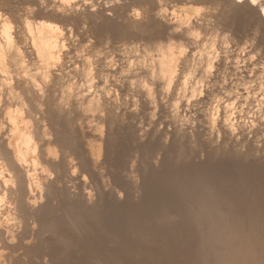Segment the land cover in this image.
Returning <instances> with one entry per match:
<instances>
[{"label": "bare ground", "instance_id": "6f19581e", "mask_svg": "<svg viewBox=\"0 0 264 264\" xmlns=\"http://www.w3.org/2000/svg\"><path fill=\"white\" fill-rule=\"evenodd\" d=\"M14 1L17 0H0V4L8 13H16L15 3L19 2ZM174 1L177 5L201 7L195 9L192 17L164 9L161 0L124 3L119 0H27L26 7L19 8L22 13L18 10L15 26L1 16L4 23L0 26V264H67L69 251L72 249L73 253L72 246L78 243L74 233H81L86 226L85 230L89 229L88 224L99 221L105 216L104 210L112 206L124 208L137 202L142 187L148 184L145 177L166 166L164 159L170 157L173 149L185 147V142L191 143L195 145L196 159H202L213 145L219 147L220 143L221 147H227L216 140L220 135L229 136L232 142H236L237 135L242 138L246 135V124L245 128L239 126L238 131L233 124H224L220 113L227 115L234 107L242 109L248 103L249 90L260 97L264 92V58L262 54L252 57L255 49L261 50L259 41L256 38L257 44L245 48L234 42L236 37L243 39L247 35L263 39L264 35L261 38L259 35L260 29H264V0ZM7 11L4 12L7 14ZM43 18L50 22H41ZM219 31L227 32L229 37L223 36L215 43ZM200 32L210 40L200 38ZM233 48L241 50V56ZM139 49L143 55L137 56ZM168 102L175 105L171 119L168 114V119L164 116ZM260 104L263 105L261 102L254 105L260 107ZM251 106L247 105L246 109ZM243 110L239 111H242L240 116ZM199 142L201 145H197ZM262 153L263 157L260 152L256 154L264 159ZM187 173L184 174H191ZM189 184L186 185L190 187ZM195 187V191L200 189ZM184 195L180 194L183 198ZM225 221L229 227L230 220ZM95 228L91 226L92 231ZM102 228L107 235L113 232L106 233L110 228ZM238 234H228L223 238L225 243L218 241L223 249L219 253L222 264H228L224 256L227 259L234 251V255L243 257L241 264H252L255 254L262 253L263 241L259 237L258 242H245L228 249V240H238Z\"/></svg>", "mask_w": 264, "mask_h": 264}, {"label": "rangeland", "instance_id": "374dc122", "mask_svg": "<svg viewBox=\"0 0 264 264\" xmlns=\"http://www.w3.org/2000/svg\"><path fill=\"white\" fill-rule=\"evenodd\" d=\"M26 1L27 0L14 1V2H19V3H15L16 13L9 12L11 16L9 15L6 7H3V5L0 4V7L2 6L0 8V10H1L0 11V14H1L0 18H2L1 16H3V18L5 17V19L2 18V20H4V21L5 20L7 21V19H9L7 22H9L10 24L15 26V24L18 23L17 17H18V15L21 12L20 10H22V9H24L26 7L25 6V2ZM119 1L122 2V3L128 2V0H119ZM21 2H23V3H21ZM161 3H162V6L164 7V9L174 10L178 15H182V16L184 15V13H187V14L191 15L192 17L193 16L195 17V14H196L195 13L196 12L195 9L201 7V6H198V5H197L198 6L197 7L194 4H189V5L179 4V5H177L174 0H161ZM19 8H20V10H19ZM4 11L5 12L7 11V14ZM43 19H41L42 20L41 22H50V20H47V19L43 20ZM2 20L0 19V21H1L0 26H1V24L4 23V21H2ZM13 20H15V21H13ZM260 32H261V34L259 36L261 38V36L264 35V29H260ZM202 33H204V32H200V38H203V39H208L209 38V40H210V37H208V36L205 37L204 34H202ZM217 33H218L219 36L216 37V38L214 37L215 38V43L218 42V40L220 38H223V36H224V38H227V39L229 37V34L227 32H225V31H219ZM248 34H250V33H248ZM198 35H199V33H198ZM254 37H252L250 35L249 36L247 35V37L246 38L244 37L243 39H241V38L237 39V37H236L235 40H238L239 42L235 41V40H234V42L240 43V45H241L240 48H245V47L250 46L251 44H257L256 42L259 41L257 45H258L259 49H261V50L258 51V48L256 46L257 49H255L253 53L257 54V52H258V54L257 55L256 54L255 55L252 54V57L254 56L255 58H257L258 56H260V54H262L261 56L264 58V53L262 52V51H264V44L261 45V43H264V42L261 41V40H264V36L262 37L263 39H259V37H255V38ZM247 38H249V39H247ZM256 38H257V41L254 40ZM213 43H214V41H213ZM259 44H260L261 47L259 46ZM231 45H233V44L230 43V46ZM233 49H235L236 53L239 54V56H241V50L236 49V48H233ZM237 54H235V55H237ZM136 55L139 56V55H143V54L141 53V50H140V51L136 52ZM262 63H264V61H262ZM239 66H242V64L240 63ZM248 93H251V94L248 95L249 98L246 96L248 98V99L246 98V101L248 102L247 105L251 106V105L256 104L258 106L260 102L263 103V105L260 104L261 105L260 107H257L256 105H254V106L248 107V109H246L247 105L243 104L242 105L243 106L242 109H241V107H236V108L234 107V109L232 108L230 113L227 114V115L223 114V112L220 113L222 115V118H221L222 120L221 121L224 124L225 123L233 124V127L235 129L238 128V131H239L241 126L244 127V125L246 124L245 125V126H247L246 127V129H247L246 130V135H244L243 138H242L241 135L240 136L237 135L235 137V141L236 142H232V140L227 138L229 136L226 137V136L220 135L218 138H216V140L224 142L225 143L224 146H227V147H225V148L221 147L223 145L220 146V143L218 144L219 147H214V145H213L212 147H210L208 149L207 152H205V154H203V158L202 159H196L195 151H194L195 145L193 146V144H191V143H190L191 145L190 144L186 145L188 143L187 142H185V143L183 142L185 144V147H183V148H185V150H183L182 147L173 149L175 152L172 150V152L170 153L171 155L170 154L168 155L170 157H166L164 159L163 163L166 166H163L164 164L162 163L161 166H163V168L160 166L161 168H159L158 171L155 170L156 172L153 171L151 174L148 173V176L149 177L151 176L150 178L149 177H145L146 184L147 183L148 184L146 185L145 181H144L143 185H146V186H143L142 189H141L140 199H138L137 202L133 203L134 205L130 204V205H126V206L124 205L123 206L124 208L127 207V208H125L127 211L124 208H122V206H121V208H120V206L119 207L118 206H112V207L109 208L110 211H108L109 209H106L108 211L107 212L108 214H106V210H104L105 213H103V215L105 214V216L108 215L106 217H108L109 219L105 218V216H103L104 218L102 216H101V218L98 217V218H100L99 221L100 220L103 221V222L101 221L103 225H101V222L100 223H96L98 221L96 219V220H93V221H95V223L94 222L91 223L89 221L90 222V225L88 224V228L89 229L85 230L87 228V226H86V228H84V230H82V231L80 230L81 233H79V232H77V234H76V232L74 233L76 241H78V243H76L78 245V247H74L76 244L74 246H72L74 250H73V253L70 252L72 249L69 251L70 254H69V258H68V263L67 264H74V263L75 264H83V263L84 264H109V263L110 264H219V263H221L222 264V259L220 258L219 253L221 251H223V249H222V246L220 245V242L223 241L224 237L226 239L227 235L230 234V233H239L238 236H240V237H238V240H234V241H229L228 240V246H229L228 249L235 248L236 246H241L245 242H251V241L258 242L259 238H260V242L263 241V242H261V244L263 246V250H262L261 254H258V255L255 254V256L253 257V260H254L253 263L254 264H264V259H263L264 258V179H263L264 178V174H262V173H264V159L261 158V157H263V153L262 152H264V113H263L264 110H262V109H264L263 108L264 107V97H263L264 96V92L260 93L262 98L255 91L249 90ZM252 94H253V96H252ZM254 95H257V96H255V98H254ZM250 96H251L252 100L250 99ZM256 97H257V99H256ZM253 99L257 100V102L255 101V103H254ZM261 99L263 100V102H262ZM248 100H250L252 102L251 105H250V101H248ZM168 103H169V105H168ZM168 103L166 104L168 106V108H166L167 106H165V109H164L165 110V115L164 116H166L165 118L168 119V117H167V114H168L169 119H171L172 115L174 114V113H172V111H173L175 105L172 102H171L172 105H170V102H168ZM238 108H240V110L244 109V110H248V111L246 113L243 110V115L240 116V114H242V111L239 112L240 110L238 111L237 110ZM249 108L250 109L252 108L251 109L252 111L249 110ZM256 110L260 111V113L257 112ZM166 111H167V113H166ZM168 111H170V113ZM249 111H251V112H253V111L255 112L256 111L257 113L256 112L255 113H256L257 117H256L254 112L250 113ZM233 112H235L234 114H236V116L233 114ZM244 112H245V114H244ZM237 113L242 118H239ZM246 114H247V117H246ZM254 119L256 120V123H255ZM257 119H259V120H257ZM225 139H228L230 141L229 142H228V140L225 141ZM197 145H201V143L197 144ZM218 145L216 144V146H218ZM228 145L231 148L230 147L228 148ZM234 145L235 146L237 145L236 149H233ZM186 147H187V149H186ZM217 148L218 149L220 148V149L218 150ZM237 148H238L239 151H242L243 153H240L239 151L237 152ZM254 148H255V150L253 151ZM215 149H217L218 151L215 150ZM256 150H257V152H255ZM246 151L248 153H246ZM249 151H250V153H249ZM184 152H185V154H184ZM193 152H194V154H193ZM259 152H260V154H259ZM181 153H183V155L184 156L186 155V156L183 157V155ZM237 153H239V154H237ZM256 153H258L261 157L258 156ZM240 154H242V155H240ZM173 155H174V157H173ZM193 156H195V157H193ZM204 156L206 157V159H205ZM189 157H191V158H189ZM217 159H218V161H217ZM226 159H228V160H226ZM166 160H168V161H166ZM179 163H181V164H179ZM167 164H168V166H167ZM178 164L180 166L182 165L183 170H182L181 167L178 166ZM177 166L179 168H181L182 171ZM184 166H185V168H187V167L188 168L185 169ZM194 166H196V168ZM227 167H228V169H227ZM164 168H166V170ZM171 168H172V170H171ZM214 169H216V170H214ZM175 170H180V171L178 173ZM226 170H227V172H226ZM161 172H163V173L161 174ZM187 172H190L191 174L185 175ZM201 172H203V173H201ZM174 173H176V174H174ZM198 173H199V176H198ZM180 174H183V176L182 175L180 176ZM258 174H260V175H258ZM165 175H166V177L167 176L168 177L166 178ZM171 175H173V176H171ZM200 175L202 176V178H201ZM188 176L190 178H188ZM186 178H188V179H186ZM173 180H174V182H173ZM149 181H150V183H149ZM191 181H194V182L192 183ZM154 182H157V183L155 184ZM185 182H187L186 184H188L190 182L189 185H191V186L188 187L185 184ZM172 184H174V185H172ZM181 184L184 187L187 186L186 187L187 189H185V188L182 189L184 193L180 192L181 188L183 187ZM194 184H196V185H194ZM221 184H223V186ZM168 185H171V186H168ZM150 186H152V187H150ZM192 186H194V187L197 186L200 189H196V191H195L196 187L194 188ZM164 187H165V189H164ZM177 187L180 190H178ZM146 188H148V189L146 190ZM171 188H173V189H171ZM219 189H220V191H219ZM222 189L224 190L223 192H222ZM143 190H144V192H143ZM198 190H199V193L202 194V195H199ZM226 191H227V193H226ZM187 192H190L192 194H189ZM197 193H198V195H197ZM210 193H211V195H210ZM223 193H224L225 197H224ZM180 194L182 196L185 194L184 198L182 196H180ZM194 194L196 195V197H195ZM229 194H230V196H228ZM157 195H158V197H157ZM191 195H193L194 197L191 196ZM142 196H143V198H142ZM164 197H165V199H164ZM187 198H191V200L187 199ZM195 198L198 199V200H196ZM208 199L209 200L211 199V200L209 201ZM174 201L175 202L177 201L178 203L177 202L175 203ZM147 202L149 204L150 203L151 204L149 205ZM234 202L237 203V205ZM183 203H184V205H183ZM195 203H197L198 205L195 204ZM232 203L234 205H232ZM138 204L140 205V207H139ZM190 204L191 205L194 204V205H192L194 207L197 205L198 206V207L196 206L197 210H195L196 208L192 207ZM220 205H221V207H220ZM134 206H135V208H134ZM172 206H174V207H172ZM130 207L133 209L132 211L129 210V209H131ZM215 207H216L217 210L215 209ZM136 208H137V210H136ZM111 209H113L114 211L111 210ZM115 209H116V211H115ZM163 210H164V212H163ZM181 210H183V211H181ZM193 210H195V211H193ZM220 210L224 211V212H227V211L228 212L226 213V215H224V212L222 214ZM145 211H146V213H144ZM147 211H149V212L151 211V212L149 213ZM116 212H118L117 213L118 217L116 215ZM130 212H133V213H130ZM136 212H137V215H136ZM119 213H120V215H119ZM121 213H123V214H121ZM139 213H140V215H139ZM201 213H202V215H201ZM207 213H209L210 219L208 218L209 215ZM127 214H130L132 216V218H131L130 215H127ZM133 214H135L136 216L133 215ZM174 214H177L179 216H177V215L174 216ZM183 214H185V215H183ZM123 215L124 216L126 215L125 216L126 219L124 218ZM144 215H147V216L144 217ZM198 215L201 216L202 220H201L200 217H198ZM137 216H139L140 218L137 217ZM184 216H185V218H184ZM115 217H117V218H115ZM141 217H142V219H141ZM143 217H144V219H143ZM130 218L131 219L135 218V219L131 220ZM204 218H205L206 221H203ZM189 219H190V221H189ZM192 219L194 221L196 219L197 220L194 222ZM198 219H200L201 221L197 222ZM228 219L230 220L229 223L231 224V225H229V227L227 226V223L225 224V222H226L225 220H228ZM121 220H122V222H121ZM130 220H131L132 225H130L131 224ZM163 220L165 222H163ZM140 221H141V223H140ZM127 222H129V223H127ZM134 222H135V224H133ZM138 222H139V224H138ZM202 222H204V223H202ZM93 223L98 225V227L96 226V228H95ZM108 223H110V224H108ZM208 223L210 224V226H209ZM107 224H108V226H107ZM122 224H124V225H122ZM146 224H148V225H146ZM203 224H205V225H203ZM207 224H208V228L206 226ZM136 225H138V226H136ZM140 225L143 228V230H144V227H145L144 231L142 230L141 227H139ZM143 225H144V227H143ZM225 225H226V227H225ZM242 225H243V227H242ZM91 226H92V228H95V230L94 229L93 230L96 231V233H94V231H92ZM99 226H101V227H99ZM103 226H104V229H106L107 227L110 228L109 231L105 230L106 233H108V232L111 233L113 231L112 234L107 235V234H105L104 231H101V230H103V228H102ZM133 226H136V227H133ZM153 226H155V227H153ZM240 226H241V228H240ZM193 227H194V229H193ZM233 227L234 228L236 227V229L234 230ZM136 228H138V229H136ZM213 228L215 229L214 231H217L218 234H216V232L213 233V231H212ZM114 229H116V230H114ZM122 229H125L126 231L122 230ZM196 229H198L199 231L201 230V231L199 232ZM205 229H207V230H205ZM209 229H211V231ZM128 230H130V231H128ZM86 231H88V232L85 234ZM128 232H130V233H128ZM191 232L194 234V236L192 235ZM211 232H212L213 235H211ZM97 233H99V234L97 235ZM258 233L261 234V235H259ZM87 234H89V235L87 236ZM113 234H115V235H113ZM127 234H129V235H127ZM153 234L157 238L155 236H153ZM214 234H216L217 236L219 235L221 237L219 238V237H217ZM99 235L100 236L102 235V236L100 237ZM103 235H105L104 238H103ZM111 235L113 237H111ZM122 235H123V237H122ZM107 236H110L108 238H113V240L112 239H110V240L106 239ZM90 237H92V238L90 239ZM141 237H142V239H141ZM147 237L150 238V239H148ZM216 237H217V241L215 239ZM212 238L215 239V240H213L215 243L212 241ZM103 239H104V241H103ZM165 239L166 240L168 239V241H166ZM106 240H109V241L106 242ZM219 240H220V242H218ZM93 242L95 243V245H94ZM104 242H106V243H104ZM122 242L124 243V245H123ZM138 242H140V243H138ZM147 242H149L150 244L149 243L147 244ZM162 242H164L165 244L162 243ZM225 242L226 241H223V243H225ZM83 243H84V245H83ZM136 244H138V245H136ZM152 245L153 246L155 245L156 247L155 246L153 247ZM162 245H164V247ZM81 246H82V248L84 247L83 248L84 250L79 248ZM75 248H76L77 251L75 250ZM88 248H90V249H88ZM116 248L117 249L119 248V249L117 250ZM135 248H137V249H135ZM143 248L146 249V251L143 250ZM147 248H148V251H147ZM85 250H86V252H85ZM129 250H131L133 252H131ZM87 251H90L91 253L90 252L87 253ZM234 252H236V251H234ZM104 253L105 254L108 253V254L105 255ZM233 253H231L232 255L230 254V255L227 256L228 260L226 259V255H225L224 256V260L228 264H241L243 257L242 256H238V255H234ZM94 254H95V256H94ZM113 254H114L115 258H113ZM119 255L120 256L123 255V256H121V258H120ZM84 256H86V257H84ZM116 256H117V258H116ZM131 256L132 257L135 256V258L133 259V258H131ZM98 257L100 259H98ZM102 257L103 258L106 257V258L103 259ZM109 257H110V260H109ZM201 257H202V259H201ZM76 258H78V259H76ZM124 258H125V260H124ZM205 258L207 260H205ZM99 260H101V262ZM218 260H220V261L218 262ZM98 261L100 263H98ZM110 261H112V262H110ZM116 261H117V263H116ZM119 261L121 263H119ZM124 261H126V262H124ZM71 262H73V263H71ZM199 262H201V263H199Z\"/></svg>", "mask_w": 264, "mask_h": 264}]
</instances>
